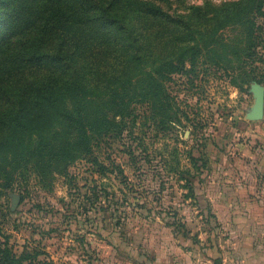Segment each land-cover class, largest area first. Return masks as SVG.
<instances>
[{"label": "rangeland", "instance_id": "1", "mask_svg": "<svg viewBox=\"0 0 264 264\" xmlns=\"http://www.w3.org/2000/svg\"><path fill=\"white\" fill-rule=\"evenodd\" d=\"M154 1L167 21H173L238 0ZM256 17L261 29L255 27V33L261 36L250 50L253 75L262 77V83L247 84L245 75L217 70L210 60L226 49L237 64L233 55H242L239 45L246 38L236 21H206L203 26L194 22L187 30L185 22L179 23L182 32L186 30L181 44L198 42L201 52L194 72L160 78L167 93L164 121L159 110L137 102L134 122L121 133H92L91 152L66 173L42 177L28 169L24 179L14 178L7 186L0 179L1 244L17 257L24 250L36 253L31 264H147L152 253L176 243L191 248L202 241L208 246L203 232L211 211L209 166L215 154L217 162L224 163L232 134L239 133L238 122L256 100L254 86L264 89V0ZM3 22L0 19V32ZM166 29L162 39H149L146 58L127 73L134 83L175 50V30ZM205 40L217 48L215 53L201 44ZM185 67L191 68L188 61ZM261 106L264 113V98Z\"/></svg>", "mask_w": 264, "mask_h": 264}, {"label": "trees", "instance_id": "2", "mask_svg": "<svg viewBox=\"0 0 264 264\" xmlns=\"http://www.w3.org/2000/svg\"><path fill=\"white\" fill-rule=\"evenodd\" d=\"M261 8L262 0H238L213 6L207 13L198 10L201 13L195 18L182 15L180 20L167 21L154 0H0L4 21L0 32V179L4 185L14 178L24 179L28 169L42 177L66 173L91 152L92 133H121L133 123L137 102L148 110H159L163 122L167 93L160 78L172 72H194L200 45L183 46L181 40L194 22L241 25L246 43L239 45L242 55H233L237 64L226 56V49L215 53L217 48L209 47L208 40L201 44L217 54L210 57L217 70L243 74L247 84L262 83V77L253 75L250 50L261 36L255 33V27L261 29L256 17ZM181 22L187 27L184 32ZM168 26L175 30L171 32L175 50L153 75L144 71L134 83L127 73L146 58L149 39H162ZM150 27L155 29L149 32ZM260 40L264 43V38ZM187 61L191 68L185 67ZM187 186L191 191L192 185ZM35 255L24 250L17 257L0 242V264L25 260L31 264Z\"/></svg>", "mask_w": 264, "mask_h": 264}, {"label": "crops", "instance_id": "3", "mask_svg": "<svg viewBox=\"0 0 264 264\" xmlns=\"http://www.w3.org/2000/svg\"><path fill=\"white\" fill-rule=\"evenodd\" d=\"M238 124L224 163L215 154L209 166L208 246L176 243L147 264H264V113L257 100Z\"/></svg>", "mask_w": 264, "mask_h": 264}, {"label": "water", "instance_id": "4", "mask_svg": "<svg viewBox=\"0 0 264 264\" xmlns=\"http://www.w3.org/2000/svg\"><path fill=\"white\" fill-rule=\"evenodd\" d=\"M253 92L256 94L257 103L261 105L264 98V89L259 85H255L253 88Z\"/></svg>", "mask_w": 264, "mask_h": 264}]
</instances>
